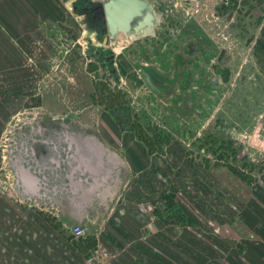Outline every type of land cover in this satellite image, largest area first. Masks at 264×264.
<instances>
[{"label": "rangeland", "instance_id": "1", "mask_svg": "<svg viewBox=\"0 0 264 264\" xmlns=\"http://www.w3.org/2000/svg\"><path fill=\"white\" fill-rule=\"evenodd\" d=\"M208 3L205 14L191 18L190 22L170 18L173 20L166 22L156 37L135 43L120 61L122 76L128 75V90L119 98L123 103L105 114L114 118L110 125L119 131L125 144L138 143L140 149L144 143L157 144L153 146L157 152L148 157L146 171L127 176L120 192L106 199L105 215L97 219L95 215L88 217L92 225L87 226L85 237L77 238L58 214L55 224L38 214L34 220H19L18 223L14 216L8 215L5 223L2 215L0 252L3 256L0 254V264H19L9 255L11 253L33 261V253L30 255L26 247L27 240L33 237L32 230L42 232L40 240L45 241L50 237L44 235L48 233H44L43 228L54 229L56 226L62 227V232L56 233L58 240L74 243L81 252L84 251V263L87 264L90 250L104 242V233L100 235L101 229L94 231L95 228H103L112 218L117 220L119 217L112 215L114 211L135 204L148 214L147 225L157 224V221L163 223L156 208L166 212L168 238L191 243L200 241L197 248H182L180 255L195 254L203 259L210 256V248L217 255L221 253L209 243L214 240L209 234L213 219L210 208L214 207V202L217 208L226 203L225 195L219 194L218 198L215 192H219V184L225 182L227 163L231 159L236 167L255 168L254 178L257 174L260 177L264 170V0H213ZM189 43L196 47L195 52L188 48ZM134 50H137V56L134 63H129L126 57ZM157 61L160 64H156ZM145 62L155 63L154 68H147ZM92 66L89 77L99 80L95 70L92 72L97 66ZM135 68L137 71L145 69L147 75L142 73L139 78ZM26 86L23 82L20 87H0V147L3 132L13 119L10 117L13 108L23 109L22 97L35 91ZM108 87L107 91H110ZM95 106L96 102L88 109H95ZM94 113L98 114L95 110ZM212 141H215L214 145L210 144ZM220 142L225 146L220 148ZM214 177L218 182L217 190ZM129 195L133 197L129 199ZM166 195L174 199L173 203H168ZM24 205L31 208L26 202ZM152 211L158 214H152ZM15 212L14 209L10 211ZM219 219L223 221L224 216ZM117 225L115 221V235L129 239L118 232ZM178 225L183 226V232L174 234ZM144 234L139 238L145 239ZM150 236L151 233L146 238ZM160 238L162 236L157 235V239ZM15 244L19 245V252L12 246ZM64 248V244H58V256L53 264H60L64 259ZM143 250L146 253L141 255H152L151 250ZM36 255L43 264H49L42 254Z\"/></svg>", "mask_w": 264, "mask_h": 264}, {"label": "crops", "instance_id": "2", "mask_svg": "<svg viewBox=\"0 0 264 264\" xmlns=\"http://www.w3.org/2000/svg\"><path fill=\"white\" fill-rule=\"evenodd\" d=\"M69 1L0 0V87H20L23 82L27 84L26 88L44 87L40 101L47 111L44 114L40 113L38 121L30 115L26 123H17L15 137L12 134L13 129L8 127V135L10 139L14 137L15 142L12 144L10 140L11 148L7 153L9 160L6 162L3 159L1 144L0 217L4 215L5 223L7 216L13 214L10 213L11 209L15 210L19 205L25 208L16 202L17 199L58 214L66 222L67 229L70 228L68 223L74 224L73 220L85 224L82 217L96 215L92 203L98 198L106 201L109 196L114 197L120 192L122 178L124 183L127 177L123 170L126 166L122 163V158L127 164L128 171L136 175L146 171L148 157L155 154L145 143L141 149L138 143L125 144L120 139L119 131L110 125L114 118L105 112L101 114L97 110L98 106L91 110L86 107L81 113L79 111L69 113L67 117L60 116L73 106L71 98H76L77 102L79 99V104L75 105L85 107L84 103H80L82 93L90 91L99 82L89 77L90 56L82 42L85 30L78 17L68 9ZM206 1L208 5V1L213 0ZM86 5L85 1L77 3L80 9ZM195 16L201 15H195L192 11L189 17L180 12L172 13L162 21L157 34L170 20L180 18L190 22ZM139 41L127 47L122 55L120 54L121 57L126 56L130 47ZM136 52L137 50H134L126 57L129 63H134ZM161 56L163 58V54ZM158 63L160 64L157 61L156 64ZM147 64L145 65L147 68H154L155 63L149 66ZM173 69L175 71V67ZM27 72L32 73L26 74ZM137 73L139 78H142L141 74L145 75L147 72L145 69H139ZM122 77L126 81L128 75L123 74ZM67 96H70L68 102ZM94 110L98 114H95ZM112 115L114 116V113ZM39 121L42 122L41 125L38 124ZM1 123L2 121L0 127ZM38 125L48 133H39ZM82 138L86 139V144H80L79 148L78 144L70 142L71 139L80 141ZM91 139H95L96 143ZM219 146L222 148L225 144L221 146L220 142ZM15 157L22 163L26 161L24 165L29 168L31 175L41 179L39 187L34 185L33 190H26L15 186L20 179L17 170L10 167L14 166ZM227 164L228 167L224 169L225 182L219 184V192L214 191L218 193V198L219 194L225 195L226 203L223 207L217 208L214 202V207L210 208L213 219L210 222L212 229L209 234L214 240H210L209 243L210 246L220 249L219 255L211 248L210 256L203 259L195 254L180 255L183 253L182 248H197L200 241L195 240L191 243L185 239L168 238L169 226L166 222H169V217L165 211L156 208L159 214L153 212L155 209L152 214H158L160 220L167 226L159 221L157 224L147 225L148 214L140 211L142 208L139 209L132 203L135 205L123 207L116 213L114 211L112 215H117L119 217L117 220L112 218L103 228H95L94 231L97 228L101 229L100 235L104 233L102 244L114 253L101 264H264V170L260 177L257 174L254 178L252 174L255 168H248V165L244 166V169L241 166L236 167L231 159ZM213 171L215 174V170ZM13 173L16 174L15 183L9 185L8 174ZM213 181L217 190L218 182L215 177ZM31 182L37 184L35 179ZM8 187L11 193H6L5 189ZM212 196L216 202H220L216 195ZM132 197L129 195V199ZM165 210L168 213V209ZM104 212L99 214L105 215ZM35 214L45 218L39 211L35 210L36 217ZM222 215L223 221L219 219ZM115 221L118 223L117 229H120L118 232L126 234L129 239H120L117 234L115 235ZM56 227L43 228V232L48 233L44 235L50 237V240L45 241L40 240L42 232L32 230L33 237L27 240L26 247L30 255L33 253V261L29 257H18L16 253L9 255L18 260L19 264H43L41 260L36 259V254L40 253L47 258L49 264H53L58 256L56 249L58 244H64V259L60 264L74 262L83 264L85 252H81L74 243L58 240L56 233L62 232V227ZM193 229L197 232L195 227ZM179 231L183 232L182 225L176 227L174 234H178ZM149 233L150 238H146ZM141 234H144L145 239L139 238ZM157 235L162 238L157 239ZM12 246L20 251L18 244ZM143 249L149 252L151 250L152 255L148 257L141 255L145 252ZM0 254L2 255L1 252ZM0 258L2 259L1 256Z\"/></svg>", "mask_w": 264, "mask_h": 264}, {"label": "water", "instance_id": "3", "mask_svg": "<svg viewBox=\"0 0 264 264\" xmlns=\"http://www.w3.org/2000/svg\"><path fill=\"white\" fill-rule=\"evenodd\" d=\"M85 1L87 3L84 8L80 9L77 3ZM193 1L197 0H70L68 2V9L78 17L82 23L85 34L82 39L87 53L95 48H111L115 55H120L132 43L157 36L158 29L162 21L170 14L180 12L184 16L189 17L193 7ZM114 73V72H113ZM40 114H34L37 118ZM28 116H18L12 120L14 137L16 136L19 122L26 123ZM67 123V122H66ZM70 123V122H68ZM42 124L41 121L38 122ZM71 124V123H70ZM38 125V127H39ZM73 128V126H71ZM74 131H76L73 128ZM39 133H48L47 130L39 127ZM13 136V135H12ZM7 139V153L10 152V145L15 142V138ZM96 143L95 139H91ZM74 144H86V139L82 138L80 141L72 140ZM97 144H100L97 142ZM9 156L6 154L7 161ZM17 157L14 158V167L17 170V175L20 177L19 182L15 185L26 190H33L34 185L39 187L41 179L31 175V172L24 163L20 162ZM19 163V164H18ZM124 172L127 176L130 174L127 164L122 158ZM35 179L37 184L31 182ZM127 179V177H126ZM125 179L124 183L127 181ZM14 186V187H15ZM123 186V178L121 188ZM70 226H78L82 223L70 224ZM82 226H85L84 224ZM87 227V226H86Z\"/></svg>", "mask_w": 264, "mask_h": 264}, {"label": "flooded vegetation", "instance_id": "4", "mask_svg": "<svg viewBox=\"0 0 264 264\" xmlns=\"http://www.w3.org/2000/svg\"><path fill=\"white\" fill-rule=\"evenodd\" d=\"M190 47H188L192 52H195V46L193 45V43H189ZM189 50V51H190ZM89 56H90V69L92 65L97 66V68L93 69L92 72L97 73V77L99 79L98 85L95 87H92V89L88 92H84L81 95V99H80V103H84V105L80 108L79 105H75L79 102L76 101V98H71L72 99V105L70 106V108L68 109V111H64L60 114V116H69V113H73V112H77L79 111V113H81L84 108L86 107H91V105L95 104L98 106L97 110H99V112L102 114V112H107L110 111V109H114L117 106H120V104H122L123 102L121 100H119V98L121 97L122 93H125L126 90H128L126 87V81L123 79L122 74L120 72V64H121V60L123 59L121 57V55H115L114 52L112 51L111 48H95L92 49L90 51V53L88 52ZM120 62V63H119ZM151 64H147V66H149ZM114 72V73H113ZM90 73V70H89ZM128 78V77H127ZM107 85L109 86V90L107 91ZM28 89H34L35 91H29L28 94L24 95L22 97V101L21 103L24 104L23 109H18V108H13V114L11 116L12 118H16L18 117V115H22V114H28L27 116L29 117L30 115L34 116V114H44L47 113V111H45L44 107L41 105V93H43V90H45L44 87H40V86H35L34 88H28ZM65 91H67V89H65ZM63 91V92H65ZM32 93V94H31ZM66 97V96H65ZM70 101V96H67L66 102ZM79 104V103H78ZM116 104V105H114ZM29 110V111H28ZM24 116V115H23ZM14 123H12V120L9 122V124H7L6 126V130L4 132L5 135H8V127L9 126H13ZM7 132V134H6ZM136 134V131H135ZM141 135V133H140ZM150 136V135H147ZM213 142V141H212ZM215 142V141H214ZM210 143L211 145H214L215 143ZM158 143V142H157ZM161 144V143H160ZM225 143H222V145H224ZM157 145V144H155ZM152 144V142L148 145L149 149L156 153L157 150L153 149V146H155ZM67 146V145H66ZM152 146V147H151ZM159 146V145H158ZM163 151V147L161 148ZM165 155V153L163 154ZM206 161V160H205ZM209 162H211L209 159H207V163L209 164ZM12 177V184L15 183V179H16V174H10ZM10 185V184H9ZM6 193H11V189L10 187H8L7 189H5ZM166 197H170L167 196ZM171 198V197H170ZM173 199V198H171ZM16 202L18 201V203L24 205V201L22 200H17L15 199ZM174 200V199H173ZM29 205H31V208H28L25 206L21 207V205L17 206L18 208L15 209V213L11 214L10 216H14L16 219V222L18 223L19 220L23 221V220H27L29 221L31 218L32 220H34V213L35 210L39 211V212H43V215H45V219L51 221L52 223H57V216L56 214H53L51 211L49 212L48 210L46 211L45 209H41L40 207H37L36 205L27 202ZM105 205V201L101 200L100 198H98L94 203H92V207L95 210V217L96 219L99 218L101 216V214L104 210H103V206ZM33 206H35L36 208H32ZM91 211V209L89 210V212ZM91 216V215H89ZM82 219L84 220L86 226H91V218L88 219V217H82ZM72 222L74 223H78L77 221L73 220ZM54 223V224H55ZM83 224V223H82Z\"/></svg>", "mask_w": 264, "mask_h": 264}, {"label": "built area", "instance_id": "5", "mask_svg": "<svg viewBox=\"0 0 264 264\" xmlns=\"http://www.w3.org/2000/svg\"><path fill=\"white\" fill-rule=\"evenodd\" d=\"M97 1H104V0H97ZM209 2V1H208ZM207 8V1L204 0V2L202 3L201 0H197L193 3V7H192V13L195 15H202L205 14L204 10H206ZM7 134V132H6ZM9 135H4L3 138V142H2V152L4 154L3 159L5 160V162L7 161L6 159V154H7V139H8ZM12 177L10 174H8V184L12 185ZM78 225V226H70V230L71 232L77 237V238H81V237H85L87 234V227ZM113 252L111 250H109L107 247L103 246V244L99 243L97 246H95L93 249L90 250L87 258H86V262L87 264H101L105 259H109L110 257H112Z\"/></svg>", "mask_w": 264, "mask_h": 264}, {"label": "trees", "instance_id": "6", "mask_svg": "<svg viewBox=\"0 0 264 264\" xmlns=\"http://www.w3.org/2000/svg\"><path fill=\"white\" fill-rule=\"evenodd\" d=\"M166 198L168 200V203H169V201H171V203H173V201H172V199L170 197H166Z\"/></svg>", "mask_w": 264, "mask_h": 264}, {"label": "clouds", "instance_id": "7", "mask_svg": "<svg viewBox=\"0 0 264 264\" xmlns=\"http://www.w3.org/2000/svg\"><path fill=\"white\" fill-rule=\"evenodd\" d=\"M255 142V141H254Z\"/></svg>", "mask_w": 264, "mask_h": 264}]
</instances>
